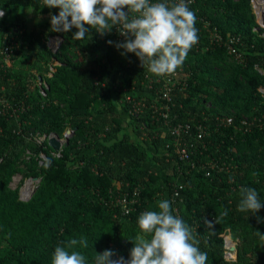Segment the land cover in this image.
I'll return each mask as SVG.
<instances>
[{
	"label": "trees",
	"instance_id": "obj_1",
	"mask_svg": "<svg viewBox=\"0 0 264 264\" xmlns=\"http://www.w3.org/2000/svg\"><path fill=\"white\" fill-rule=\"evenodd\" d=\"M196 5V15L221 35L239 37L244 61L237 63L222 45L212 46L205 29L198 49L191 48L181 67L188 76L180 78L185 84L169 92L167 124L159 110L152 113L148 85L155 75L135 55L121 56L115 44L122 40H114L112 32L100 36L93 30L84 40H74L75 29L50 31L49 15L41 17L48 9L43 0H0L5 12L0 48L6 34L15 43L9 64L0 67V264H52L57 245L81 236L88 247L76 250L87 264L107 249L127 259L138 242L139 215L158 210V201L175 192L173 214L192 229L209 264H264V207L248 217L237 211L241 187L255 188L264 201V98L259 91L264 36L254 30L249 0H197ZM49 35L63 38L55 53L46 45ZM50 64L54 71L48 76ZM38 75L47 84L45 94L36 85ZM141 99L146 107L132 114L133 101ZM218 116H231L232 122L215 120ZM182 122L190 123L193 136L185 137L196 143L189 162L178 159L167 130ZM199 123L205 134L197 139L193 128ZM73 127L58 157L51 155L47 140L34 139L50 132L64 137ZM41 151L48 166L38 164ZM209 163L206 176L201 165ZM15 174L23 178L11 187ZM28 177L39 181L24 201L19 187ZM124 194L135 199L128 213L113 203ZM225 209L228 215L218 219ZM205 220L217 222L207 228ZM227 234L236 242L233 262L223 255Z\"/></svg>",
	"mask_w": 264,
	"mask_h": 264
},
{
	"label": "clouds",
	"instance_id": "obj_2",
	"mask_svg": "<svg viewBox=\"0 0 264 264\" xmlns=\"http://www.w3.org/2000/svg\"><path fill=\"white\" fill-rule=\"evenodd\" d=\"M43 5L59 10L49 14L50 31L68 33L75 29L74 40H84L93 30L104 36L116 29L123 38L115 44L122 50L121 56L135 55L141 67L147 65L156 77L176 73L198 42L197 17L186 0L171 4L169 0H43ZM107 43L112 45L113 41ZM239 196L237 211L247 217L264 207L253 187H241ZM157 208L146 210L137 218L140 234L127 259L107 249L95 253L94 264H209L208 254L198 247L192 229L173 214L171 201L160 200ZM227 215L225 209L218 219ZM256 218L258 223L262 222L261 217ZM216 222L204 221L207 228ZM77 246L87 248V238L81 236L57 245L52 264H87Z\"/></svg>",
	"mask_w": 264,
	"mask_h": 264
},
{
	"label": "built area",
	"instance_id": "obj_3",
	"mask_svg": "<svg viewBox=\"0 0 264 264\" xmlns=\"http://www.w3.org/2000/svg\"><path fill=\"white\" fill-rule=\"evenodd\" d=\"M173 2H178V0H169L170 4ZM249 2H250L251 11L255 16V21L257 24L254 27V30L257 31L260 36H264V29H262V28H264V0H249ZM186 3H188L189 8L191 10H193L195 12V14H197L200 11L196 5L197 0H186ZM0 13H3V15L0 16V18H2L4 16L5 12L1 8H0ZM196 17H197V21H200L202 24H201V26H198L197 24H195V27L198 30V42H197V44L194 45V47L196 49H198V47L200 45V40H202V38L204 37V30L206 29V30H208V38L207 39H209V43L212 46H216V45L224 46L227 54L231 58H233L237 63L242 64L244 61V57H243L242 51H240L237 48V44L239 43V37H237V36L233 37V36H230V34L223 36L219 33L217 27L211 26L210 25L211 22L209 20H207L204 16L196 15ZM112 34L115 36L114 40H116V41L123 40V38L118 35L116 29L112 30ZM47 40H48V38H47ZM12 41H13L12 37L8 38L7 34L4 35L3 40H2V45L0 48V67H3L4 65L6 66L9 64V58L11 56L10 54H11L13 45L15 44ZM206 48H209V46H206ZM51 66L53 67V65L50 64L49 68ZM256 68L258 70L262 71V69H260L258 66ZM50 72L51 71L49 69L48 74ZM183 76L188 77L183 72V70L180 68L176 71V73L172 74L171 76H164V77H156L155 76L154 79H152V85H148L149 88H151V86H152V91H153V93H152V104H151L152 113L159 110L160 116L165 119L166 123H167L166 119L169 117V108L171 106V104H170L171 96L169 95V92L174 87H176V86L179 87L180 85L182 86L183 84H185V82L183 80H181L183 82L180 81V78H182ZM36 85L39 89V92L41 94H45V89L47 88L46 82H44V81L39 82V80L37 79ZM259 91H260L262 97L264 98V87H259ZM124 98H126L127 102H129V103L131 102L132 98H130V96L125 95ZM162 99H164L165 102H163L164 100H162ZM0 102H1V99H0ZM4 104H5V102H4ZM144 107H146V105L142 99L138 100V101H133L131 113L135 115V114L139 113L141 111V109ZM0 113H1V110H0ZM215 120H218L221 122L226 121V123L230 124L232 122V117L231 116H228V117L218 116L215 118ZM241 121H242V123H245L247 121V117L242 116ZM193 129L196 132L195 136L197 139H200L202 137V135L205 134V127L201 123L197 124L196 127H194ZM167 130L169 131V133L172 137V145L174 147V152L178 156V159L179 160H185V161L189 162L190 156L192 154L191 149L195 148V145H196V143L194 144L192 142V140H189L188 138L185 137L186 135L193 136L192 126L190 125V123H187V122L183 123L182 122V123H177L173 126L169 125V126H167ZM56 136L60 140L61 147H62V142L64 141V137H59L54 132H50L48 134H41V135L36 134V135H34V139L36 140L37 143L41 144L44 140L48 141V139L50 137H56ZM61 147L59 150L52 149L51 155L56 156V157L60 156ZM26 154L28 156L29 151H27ZM37 159H38L39 165L48 166V158L43 151H41L38 154ZM201 167L205 171V175L208 176L210 174L209 169L212 168V165L209 163L207 166L201 165ZM14 176L12 178V181L14 180ZM20 180H21V177H20ZM28 180H31V189L29 192H26L25 184ZM24 181H26V182L24 183L23 187H21V185L19 187V198L21 200L25 201V200H28L30 198V196L33 193L39 179L36 177V180H34L33 177H28ZM34 182L35 183L37 182V183L34 185ZM10 185H11V183H10ZM176 194H177L176 192L173 193V195H171L170 197H167V199L170 201L173 200V196H175ZM135 195H138V193H136V191H134L133 196H135ZM134 201H135V199L133 197L129 198L124 194V196H122L120 198L117 197L116 200L113 201V203L121 205L124 212L128 213L131 210V204ZM223 239H224V254H223L224 258L229 262H233L236 259V242L231 238V236L229 234L225 235ZM101 252H103V251H101Z\"/></svg>",
	"mask_w": 264,
	"mask_h": 264
},
{
	"label": "water",
	"instance_id": "obj_4",
	"mask_svg": "<svg viewBox=\"0 0 264 264\" xmlns=\"http://www.w3.org/2000/svg\"><path fill=\"white\" fill-rule=\"evenodd\" d=\"M62 41H63V38L61 36H59V35H49L48 36V40L46 41V45L53 53H55L57 51V49L59 48V45L61 44ZM49 69H50L51 72L48 74V76H51L52 75V71H54V68L51 66ZM38 80H39V82L42 81V77L40 75H38ZM73 130H74V127L70 128V129H67L64 132V141L62 142L63 146L67 145L68 139L71 136ZM48 144L54 150H59L60 147H61V142L57 138V136L56 137H50L48 139ZM33 179L36 180V177H33Z\"/></svg>",
	"mask_w": 264,
	"mask_h": 264
},
{
	"label": "rangeland",
	"instance_id": "obj_5",
	"mask_svg": "<svg viewBox=\"0 0 264 264\" xmlns=\"http://www.w3.org/2000/svg\"><path fill=\"white\" fill-rule=\"evenodd\" d=\"M53 9H47V10H45L44 12H43V15H41V17H44V15L45 16H47V15H49L50 13H52L53 11H52ZM32 16V15H31ZM118 108H120L119 106H118ZM119 114L121 115V118L122 119H124V123H126V119L128 118V114L127 113H125L124 111H123V109H119ZM125 125V124H124ZM20 177L21 178H23L22 177V175L21 174H16L15 176H14V180L11 182V186L12 187H16V185L20 182ZM25 179H27V178H25ZM24 179V180H25ZM22 181V183H21V187H23V185H24V183L26 182V181ZM33 183V182H32ZM37 183V182H36ZM35 182H34V185L36 184Z\"/></svg>",
	"mask_w": 264,
	"mask_h": 264
},
{
	"label": "bare ground",
	"instance_id": "obj_6",
	"mask_svg": "<svg viewBox=\"0 0 264 264\" xmlns=\"http://www.w3.org/2000/svg\"><path fill=\"white\" fill-rule=\"evenodd\" d=\"M26 192H29L31 189V180H28L25 184Z\"/></svg>",
	"mask_w": 264,
	"mask_h": 264
},
{
	"label": "crops",
	"instance_id": "obj_7",
	"mask_svg": "<svg viewBox=\"0 0 264 264\" xmlns=\"http://www.w3.org/2000/svg\"><path fill=\"white\" fill-rule=\"evenodd\" d=\"M38 77V76H37ZM123 95H125L126 93H122ZM123 95L122 96H120V95H118V98H120L121 99V97H122V99H123ZM117 106H119L120 107V101L117 103Z\"/></svg>",
	"mask_w": 264,
	"mask_h": 264
}]
</instances>
